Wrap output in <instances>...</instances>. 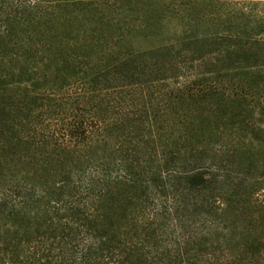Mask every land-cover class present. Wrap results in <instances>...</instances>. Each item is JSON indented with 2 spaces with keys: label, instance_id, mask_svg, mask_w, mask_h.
Wrapping results in <instances>:
<instances>
[{
  "label": "trees",
  "instance_id": "1",
  "mask_svg": "<svg viewBox=\"0 0 264 264\" xmlns=\"http://www.w3.org/2000/svg\"><path fill=\"white\" fill-rule=\"evenodd\" d=\"M169 1L0 0V264H264L263 0Z\"/></svg>",
  "mask_w": 264,
  "mask_h": 264
},
{
  "label": "rangeland",
  "instance_id": "2",
  "mask_svg": "<svg viewBox=\"0 0 264 264\" xmlns=\"http://www.w3.org/2000/svg\"><path fill=\"white\" fill-rule=\"evenodd\" d=\"M199 1H201L200 3H198V5H197V10L199 11V13L201 12V11H206V10H208L209 8H211L209 5H206V3H204V1L205 0H199ZM223 0H220V2H222ZM122 2H124V1H122ZM169 2H179L178 0L177 1H172V0H170ZM262 4L261 5H259V7L260 8H264V0L261 2ZM212 5H215V3H213ZM120 6H124L123 4H121ZM220 9V10H222L223 8H224V5H222V4H216L215 6H213L212 7V9H215V11L217 10V9ZM172 9H177V8H174V6H173V4H169L168 6H163L162 7V5H160V4H158V3H156L155 5H154V7H152V8H150V9H148L147 10V12H146V17H148L149 15H151L152 17H156V18H158V16L159 15H161L160 13L159 14H157L158 12H161L162 10L164 11V13L165 14H171V13H169V12H171L172 11ZM154 10V11H153ZM124 13H129V12H124ZM145 15V14H144ZM145 17V16H144ZM130 20V23H134V21H132L131 20V18L129 19ZM181 22V24L180 25H183V22L182 21H180ZM176 23H179L178 21H177V19H175V18H173V17H170V16H168V19H166V23L164 24V29H167V31H168V36H171L172 35V33L174 32V29L172 28V27H174V26H176L175 24ZM178 29H180V31H182V28L181 27H179Z\"/></svg>",
  "mask_w": 264,
  "mask_h": 264
}]
</instances>
